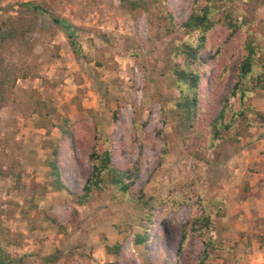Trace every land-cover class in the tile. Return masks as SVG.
<instances>
[{"label":"rangeland","instance_id":"rangeland-1","mask_svg":"<svg viewBox=\"0 0 264 264\" xmlns=\"http://www.w3.org/2000/svg\"><path fill=\"white\" fill-rule=\"evenodd\" d=\"M28 2L39 9H29ZM164 3L176 23L192 12V0H0V264H198L211 240L209 264H264V147L250 145L264 139V122L248 128L244 143L224 141L215 149L205 147L206 135L196 139L183 124L173 107L172 62L183 36L169 33L168 20L160 19ZM217 4L248 18L247 28L262 35L264 45V0ZM52 16L78 28L80 55ZM227 35L225 26H217L202 53L205 62L192 63L203 74L197 125L204 134L243 56L244 33ZM250 103L249 117L260 120L254 112L264 114V92ZM65 117L72 141L57 128ZM160 129L172 135L165 157ZM54 144L73 192L82 193L92 172L95 144L112 150L120 170L140 162L133 187L95 191L84 205L65 190H46ZM157 193L170 201L155 211L149 244L136 246L129 231L146 225L138 199ZM177 196L199 197L213 220L182 253L184 227L201 205H177L171 200ZM116 241L120 253L108 254L105 243Z\"/></svg>","mask_w":264,"mask_h":264},{"label":"trees","instance_id":"trees-1","mask_svg":"<svg viewBox=\"0 0 264 264\" xmlns=\"http://www.w3.org/2000/svg\"><path fill=\"white\" fill-rule=\"evenodd\" d=\"M192 12L185 22H174L171 11L167 9V5H162V16L168 20L169 33L178 32L182 34V38L175 42L173 46V79L177 90L176 99L173 101V107L178 111L183 124L189 131L195 135L196 139L202 141L206 135V148L215 149L219 143L228 141L231 143H244L248 133V128L255 126L256 123L264 122V114L254 112L260 120L250 118V113L253 111L250 99L251 96L259 91L264 92V45L262 43L263 36L259 35L247 27L251 21L245 17H233L226 13L224 9L218 6V0H206L204 5H201L200 0H192ZM133 5L137 2H131ZM29 9L38 10L39 5L32 2L24 4ZM224 12V19H217V14ZM161 16V17H162ZM54 25L60 27L66 33L67 39L76 55H80L82 49L76 39L78 28L65 17L52 16ZM219 25H223L228 29L227 38H233L238 32L244 33L242 42L243 56L238 65L235 82L229 93L222 103L221 110L214 117L204 134L197 123L200 119V95L198 88L200 86L203 74L192 68V63L203 64L202 59L204 52L209 42V36L212 31ZM118 111L114 112V116L118 118ZM243 124L241 127L239 124ZM138 125V123L136 124ZM145 125V123H143ZM64 139H73L72 122L70 118L65 117L62 122L57 125ZM156 135L160 137L164 144L162 155L165 157L169 152V145L172 139L170 133L164 130H157ZM96 137H98L96 135ZM204 148V147H203ZM60 148L57 144L52 147L51 156L46 161L50 168L48 172V180L44 187L50 192L67 191L69 194H75L80 205L86 204L95 191H103L107 187L114 188L116 191L127 193L134 185L140 162L136 163L132 168L127 170L118 169L113 163L112 150L110 148L101 149L96 144L93 145L89 155L92 172L88 176L82 193H75L70 186L65 182L63 177L62 167L59 163ZM189 196H177L171 200L179 205L183 202L190 203L191 206L197 207L201 205L200 214H194L189 221L182 234L178 252L182 253L184 246L192 235H202L205 230L211 229L213 222L210 213L202 208V201L198 197L187 198ZM139 197L141 207L145 213L144 219L146 225L142 227L141 232H132L133 243L136 246L148 245L150 241V227L154 221L155 211L158 210L161 203L169 202L168 196L157 193L152 194L146 199ZM142 200V201H141ZM52 222L58 229L63 230L65 227L56 216L52 218ZM213 240L206 242L202 250L198 264H209L210 246ZM108 254L118 255L122 249L120 242L114 244H106ZM59 259V256L54 257V262ZM114 264H120L119 261ZM154 264V263H152ZM162 264H170L164 260ZM176 264V263H175Z\"/></svg>","mask_w":264,"mask_h":264},{"label":"crops","instance_id":"crops-1","mask_svg":"<svg viewBox=\"0 0 264 264\" xmlns=\"http://www.w3.org/2000/svg\"><path fill=\"white\" fill-rule=\"evenodd\" d=\"M257 139V138H256ZM254 143H256V144H260V146L261 147H264V139L262 138V139H260V140H257V141H255V142H251V147H253V145H254ZM251 149V148H250ZM116 242H118V241H116ZM106 244H109V243H105V246H106ZM106 248V247H105Z\"/></svg>","mask_w":264,"mask_h":264}]
</instances>
